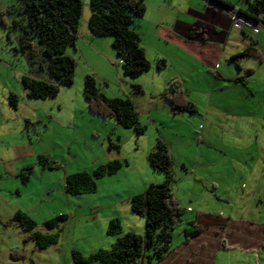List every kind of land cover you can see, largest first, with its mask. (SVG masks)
Masks as SVG:
<instances>
[{
	"label": "rangeland",
	"instance_id": "rangeland-1",
	"mask_svg": "<svg viewBox=\"0 0 264 264\" xmlns=\"http://www.w3.org/2000/svg\"><path fill=\"white\" fill-rule=\"evenodd\" d=\"M82 1L90 10L89 0ZM145 5L150 9L153 0H145ZM81 22L83 7L78 32ZM144 27H148L146 22ZM247 31L253 39L260 36L250 28ZM145 36L152 45L159 41L150 34ZM108 38L110 43L102 49L85 45L87 40H78V48L68 46L66 53L76 61L73 84H57L55 97L29 98L22 77L47 78L45 70L39 68L40 64L44 67L42 45L28 24L23 0H0V264H99L96 260L75 262L72 250L87 257L100 249H111L126 232L144 234V218L131 210L130 197L150 182L164 179L147 161L157 131L144 114L149 125L145 123V132L137 134L112 117L92 113L83 94V78L88 73L95 75L100 90L108 96L122 95L124 81L131 80L118 64L112 37L96 39ZM24 42L29 46L25 48ZM256 49L264 57L258 44ZM109 51L114 59L108 61ZM242 56V64L254 69V80L264 83V61ZM164 72L166 81L176 79ZM181 88L190 101L189 93ZM130 90L129 84L127 92ZM11 93L17 97L16 107L9 104ZM254 101L247 107L257 105L261 113L254 118L257 124L253 128L246 127L240 119L243 117L209 112L210 118L204 121V113L188 110L177 111L178 122L160 125V136L169 140L173 150L171 187L184 208L183 219L202 211L238 220H264V93L261 97L258 92ZM158 103L150 104L160 110L162 103ZM141 104L146 108L148 101ZM114 160L120 162L119 167L96 178L94 191L77 195L65 191L67 174L91 173ZM23 176H27L26 181ZM16 210L33 218L32 231L57 233V240L38 247L28 231L10 221ZM60 214L66 216L60 228L45 225L46 220ZM111 219L119 221L117 233L107 232ZM185 224L178 222L172 245L184 239ZM130 264H146V259L141 256ZM208 264L259 263L241 249L216 246Z\"/></svg>",
	"mask_w": 264,
	"mask_h": 264
},
{
	"label": "trees",
	"instance_id": "trees-1",
	"mask_svg": "<svg viewBox=\"0 0 264 264\" xmlns=\"http://www.w3.org/2000/svg\"><path fill=\"white\" fill-rule=\"evenodd\" d=\"M229 9L234 7L223 0H218ZM24 13L31 29L37 33L38 41L42 45L41 55L43 68L47 78L22 77V84L29 98L55 97L58 93L57 84L71 85L74 82L76 61L66 53L68 46L76 47L78 38L79 19L82 14V0H23ZM90 15L87 20L89 31L94 36H111L112 47L120 59V66L124 76L134 79L147 71L151 62L145 55L140 44L138 33L132 28L137 19L145 12V0H89ZM249 10H243L246 15L264 21V0L248 2ZM255 40L237 56L256 55L260 57ZM26 48L29 43L24 42ZM31 55V49L28 51ZM158 67L165 65L164 59H159ZM178 79H170L165 86L164 96L173 112L195 108L185 95ZM132 90L141 91L138 83H132ZM83 94L90 112L102 117H112L124 127L132 128L137 134H143L146 125L141 123L139 114L132 100L127 96H108L98 86L93 73L83 78ZM12 107L17 105V97L11 93L8 97ZM147 161L154 169L161 171L164 179L161 182H150L145 189L130 197L131 210L144 218V234L129 231L119 236L116 243L109 250L100 249L87 257L72 250L75 262L87 263L93 260L99 264H130L141 256L146 264H158L172 247L173 232L178 222L182 220L184 208L180 206L174 196L171 184L174 181L173 161L167 145L157 138L154 147L147 154ZM120 162L114 160L105 165L97 166L91 173L78 171L65 176V191L72 195L92 192L96 189V178L116 170ZM27 176H23L26 181ZM64 214L46 220L47 227L60 228V221H64ZM10 221H14L23 231L29 232L38 247L43 248L57 240V233L42 234L32 231L35 226L33 218L22 210H16ZM183 229L184 240L200 232V228L189 223ZM119 221L111 219L108 233H117ZM32 231V232H31Z\"/></svg>",
	"mask_w": 264,
	"mask_h": 264
},
{
	"label": "crops",
	"instance_id": "crops-1",
	"mask_svg": "<svg viewBox=\"0 0 264 264\" xmlns=\"http://www.w3.org/2000/svg\"><path fill=\"white\" fill-rule=\"evenodd\" d=\"M223 1L230 3L234 8L249 10L248 2L252 0ZM246 1L247 5L244 6ZM225 8L218 0H153L150 9L146 5L144 15L132 25L139 35L140 44L151 66L137 78L124 81V92L116 96L129 97L134 103L139 119L144 124L149 125L148 122L153 124L157 131L156 137H161L160 139L165 142L172 161L174 160L173 150L169 140L160 136V125H171L173 121L178 122L179 118L176 116L177 112L170 109L163 97L167 84L165 70L170 78L180 80L185 92L191 96L189 99L195 108V111L191 113L197 115L204 113V121L210 118L208 114L211 112L218 116L243 117L240 119L245 120L246 127L253 128L257 124L254 118L261 113L257 105L253 108L247 106L252 100L254 101L258 92H261L263 97L264 83H257L252 77L254 69L248 64H242L243 56H237L250 44L252 36H249V32L251 31L235 26L224 12ZM89 15L90 10H86V3H84L83 23L81 22L76 46L78 40L80 42L87 40L85 45L102 49L106 42L110 43L111 39H96L98 36L91 34L88 26L86 27ZM144 22L148 24V27H144ZM260 22V28L255 31L260 36H254V46L258 44L263 54L264 21L262 18ZM145 34H150L159 41L152 45ZM161 41L164 43L160 46ZM245 56L255 61L259 58V63L264 61L261 54L260 57ZM107 57L108 61L114 59L110 51ZM159 59L165 61V65L161 68L157 65ZM127 83L130 84L131 90V84L138 83L141 91L127 92ZM157 98L160 100L157 101ZM147 101L148 109L143 108L141 104ZM151 102L154 104L161 102V109H153ZM253 103L255 104V101ZM142 114L147 116L148 122ZM153 147L154 143L150 149ZM202 215L204 218H200ZM180 221L186 223L183 229L189 227L190 222H194L200 228V232L188 240L183 239L182 242L172 245L170 251L161 260L162 264H208L216 246L241 249L242 252L254 256L259 264H264V220L258 219L256 222L238 220L231 216L221 217L198 211L194 217L185 216ZM138 229L140 232L141 229Z\"/></svg>",
	"mask_w": 264,
	"mask_h": 264
},
{
	"label": "built area",
	"instance_id": "built-area-1",
	"mask_svg": "<svg viewBox=\"0 0 264 264\" xmlns=\"http://www.w3.org/2000/svg\"><path fill=\"white\" fill-rule=\"evenodd\" d=\"M224 12L227 14L231 22L241 29L250 28L257 31L260 28L261 23L258 20L246 15L239 8H225Z\"/></svg>",
	"mask_w": 264,
	"mask_h": 264
},
{
	"label": "clouds",
	"instance_id": "clouds-1",
	"mask_svg": "<svg viewBox=\"0 0 264 264\" xmlns=\"http://www.w3.org/2000/svg\"><path fill=\"white\" fill-rule=\"evenodd\" d=\"M240 9V8H239ZM260 22V20H258ZM261 23V22H260Z\"/></svg>",
	"mask_w": 264,
	"mask_h": 264
}]
</instances>
